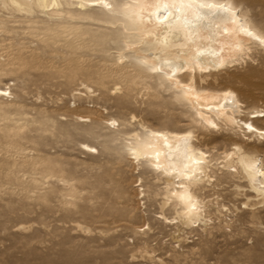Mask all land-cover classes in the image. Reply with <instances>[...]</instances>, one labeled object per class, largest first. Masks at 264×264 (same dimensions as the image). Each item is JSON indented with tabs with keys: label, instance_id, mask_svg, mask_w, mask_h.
I'll return each mask as SVG.
<instances>
[{
	"label": "rangeland",
	"instance_id": "374dc122",
	"mask_svg": "<svg viewBox=\"0 0 264 264\" xmlns=\"http://www.w3.org/2000/svg\"><path fill=\"white\" fill-rule=\"evenodd\" d=\"M9 1L0 0V264H264V196L242 167L264 166V134L208 129L139 66L126 46L137 36L101 0L30 11ZM222 1L264 36V0ZM247 44L208 81L232 90L248 120L264 114V47ZM152 130L190 133L207 156L192 189L201 222L187 224L170 182L130 156Z\"/></svg>",
	"mask_w": 264,
	"mask_h": 264
},
{
	"label": "bare ground",
	"instance_id": "6f19581e",
	"mask_svg": "<svg viewBox=\"0 0 264 264\" xmlns=\"http://www.w3.org/2000/svg\"><path fill=\"white\" fill-rule=\"evenodd\" d=\"M10 1L18 11H30L34 6L57 8L63 0ZM101 1L106 8L109 7L108 12L124 20L128 31L137 36L132 37L138 39L136 45L126 46L128 51L140 57L139 66L173 86L208 129L224 123L229 127L235 125L249 135L264 134V129L254 124L264 118L263 111L254 110L251 112L253 116L248 115L251 117L247 120V113L242 110L243 106L232 90H210L212 84L208 80L211 74L240 61L248 50L247 43H258L264 47V36L247 24L240 10L229 1L132 0L131 3L120 0V4L116 0V6L110 0ZM79 2L77 5L81 8H92L97 1ZM5 95L6 91L0 88V97ZM191 143L190 133L180 135L152 130L143 138L138 137L134 147L128 149L133 160L147 162L154 173L158 172L166 178V183L170 182L171 195L182 205L180 216L187 224L202 221L200 206L192 189L207 169V156L200 151L196 153ZM84 147L89 152L95 151ZM242 167L258 195L264 196V166L259 167L247 159Z\"/></svg>",
	"mask_w": 264,
	"mask_h": 264
}]
</instances>
